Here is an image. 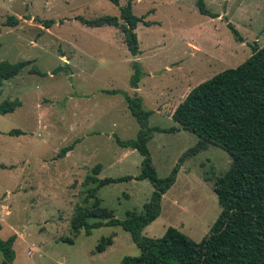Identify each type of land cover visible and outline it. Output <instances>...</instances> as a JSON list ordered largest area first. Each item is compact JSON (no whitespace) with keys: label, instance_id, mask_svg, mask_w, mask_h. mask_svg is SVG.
<instances>
[{"label":"rangeland","instance_id":"obj_1","mask_svg":"<svg viewBox=\"0 0 264 264\" xmlns=\"http://www.w3.org/2000/svg\"><path fill=\"white\" fill-rule=\"evenodd\" d=\"M127 2L143 20L135 29L141 51L136 56L117 28L89 27L74 19L93 12L118 16ZM204 2L219 16L201 14L196 0H119L118 5L110 0H0V61H31L0 85V103L21 101L13 112L0 114V164L7 167L0 168V237L16 234L13 264H118L139 254L119 225L89 234L70 228L74 208H90L94 200L85 197L95 185L85 182L94 165L101 164L99 178L140 173L141 155L115 141L116 136L134 138L138 124L122 94L103 90L140 96L151 111L150 126L176 125L171 113L193 87L246 60L249 43L264 45V0ZM8 16L18 18L17 25H6ZM44 20L53 22L46 27ZM227 22L243 42L235 40ZM134 61L141 70L138 88L129 85ZM31 65L46 74L29 73ZM13 128L24 134H7ZM75 140L68 155L57 156ZM197 140L183 129L152 133L147 146L157 175L166 176ZM231 159L213 144L184 159L162 197L159 216L142 233L160 237L173 226L200 241L221 211L213 184ZM151 191L148 180L131 179L101 186L96 196L101 208L122 220L128 211L140 212ZM112 234L111 245L93 251L102 236Z\"/></svg>","mask_w":264,"mask_h":264},{"label":"trees","instance_id":"obj_2","mask_svg":"<svg viewBox=\"0 0 264 264\" xmlns=\"http://www.w3.org/2000/svg\"><path fill=\"white\" fill-rule=\"evenodd\" d=\"M110 1L118 5L119 0ZM196 5L201 14L219 16L206 7L204 0H196ZM74 19L89 27L117 28L123 34L130 54H140L135 29L143 20L142 16L132 12L130 2L119 6L118 16L93 12L77 14ZM18 21L15 16H8L5 24L15 26ZM41 22L49 27L53 20ZM227 27L236 41H244L232 23L227 22ZM248 45L251 53L246 60L236 67L223 69L187 93L171 113L176 125L168 128L149 125L151 111L143 107L142 98L136 93L129 95L119 89L103 90L108 94H122L138 124L134 138L120 139L116 136L115 141L119 146L135 149L141 155L140 173L99 178L101 164L94 165L91 174L85 177V182L95 184L87 190L85 197L94 200L90 208L84 205L74 208L70 219L74 234L81 230L89 234L93 228L103 225H119L130 234L139 254L127 255L118 264H264V45L259 46L256 42ZM30 63V60L0 61V85ZM59 68L51 73H56ZM133 68L129 85L138 88L141 70L137 61L133 62ZM29 73L46 74L35 65L30 66ZM20 105L21 101L17 98L4 100L0 103V114L13 112ZM180 129L192 132L198 140L184 151L166 176L159 177L147 142L154 132H177ZM7 134L20 135L24 131L13 128ZM76 142L78 140L63 146L57 156H65ZM209 144L223 149L232 158L230 167L213 184L221 211L209 230L200 241L173 226H168L160 237L144 235V228L159 216L162 196L174 184L184 159L206 149ZM0 168L7 167L0 164ZM131 179L148 180L152 191L140 212L128 211L126 217L119 220L111 210L99 206L96 192L106 184ZM112 237L113 234L102 236L93 251H104L113 243ZM15 238L16 234L6 239L0 237L1 264H13ZM65 240L72 243L71 238Z\"/></svg>","mask_w":264,"mask_h":264},{"label":"crops","instance_id":"obj_3","mask_svg":"<svg viewBox=\"0 0 264 264\" xmlns=\"http://www.w3.org/2000/svg\"><path fill=\"white\" fill-rule=\"evenodd\" d=\"M135 91H136V90H135ZM131 149H132V148H131ZM134 150H135V149H134ZM71 151H72V150L68 151V152L65 154V156L68 155ZM164 194H165V193H164ZM164 194H163V195H164ZM162 197H163V196H162ZM150 224H151V223H150ZM150 224H149V225H150ZM147 226H148V225H147ZM147 226H146V227H147ZM146 227H145V228H146ZM145 228H144V229H145Z\"/></svg>","mask_w":264,"mask_h":264}]
</instances>
